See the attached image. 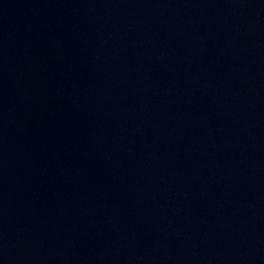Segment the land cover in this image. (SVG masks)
<instances>
[{
    "label": "water",
    "instance_id": "95a60500",
    "mask_svg": "<svg viewBox=\"0 0 264 264\" xmlns=\"http://www.w3.org/2000/svg\"><path fill=\"white\" fill-rule=\"evenodd\" d=\"M0 264H264V0H0Z\"/></svg>",
    "mask_w": 264,
    "mask_h": 264
}]
</instances>
